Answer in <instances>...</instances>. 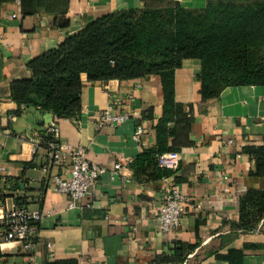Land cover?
Listing matches in <instances>:
<instances>
[{
	"label": "crops",
	"instance_id": "obj_1",
	"mask_svg": "<svg viewBox=\"0 0 264 264\" xmlns=\"http://www.w3.org/2000/svg\"><path fill=\"white\" fill-rule=\"evenodd\" d=\"M175 1L201 9L209 0ZM144 5L145 0H0V164L7 166L0 202L43 211L35 253L41 263L264 264L263 85L229 86L218 98L187 104L190 123L165 118L159 75L97 83L84 73L82 114L60 125L52 112L21 107L12 97L14 82L32 78L31 62L80 32L99 9ZM201 72L198 59L177 71ZM111 106L131 119L103 124L101 113ZM53 126L61 144L82 147L91 162L107 169L74 207L54 188L60 170H45L43 141ZM139 127L143 133L135 140ZM167 152L179 154L178 169L158 165V155ZM174 186L201 208H189L179 227L165 231L158 215ZM0 264H31V258L10 245L0 252Z\"/></svg>",
	"mask_w": 264,
	"mask_h": 264
},
{
	"label": "trees",
	"instance_id": "obj_2",
	"mask_svg": "<svg viewBox=\"0 0 264 264\" xmlns=\"http://www.w3.org/2000/svg\"><path fill=\"white\" fill-rule=\"evenodd\" d=\"M189 59L201 60L199 75L177 73ZM30 68L32 78L14 82L12 97L21 107L52 112L56 124L81 116L84 73L97 83L159 75L165 118L190 123L187 104L218 98L229 86H264V0H209L201 9L175 0L102 8Z\"/></svg>",
	"mask_w": 264,
	"mask_h": 264
},
{
	"label": "built area",
	"instance_id": "obj_3",
	"mask_svg": "<svg viewBox=\"0 0 264 264\" xmlns=\"http://www.w3.org/2000/svg\"><path fill=\"white\" fill-rule=\"evenodd\" d=\"M101 119L103 124L117 125L131 119V114L129 112L116 113L111 106L101 113ZM142 133L143 129L139 127L134 139L139 140ZM50 134L51 136L43 141L48 157L45 170L46 172L53 169L60 170L54 176V188L68 195L70 206L74 207L90 194L107 169L91 162L82 147L73 148L61 144L57 126L50 129ZM180 160L177 152L161 153L157 157L161 168L172 170L180 167ZM121 167V163L116 165L118 170ZM6 173L7 166L0 164V182L3 181ZM189 208L196 210L201 208V205L193 202L177 187H171L165 195L158 215L161 228L167 231L179 227ZM43 219L44 213L41 209H31L16 202L12 204L7 201L0 202V252H4L10 245H19V251L30 256L31 264H46L37 261L35 257L39 245V225Z\"/></svg>",
	"mask_w": 264,
	"mask_h": 264
},
{
	"label": "water",
	"instance_id": "obj_4",
	"mask_svg": "<svg viewBox=\"0 0 264 264\" xmlns=\"http://www.w3.org/2000/svg\"><path fill=\"white\" fill-rule=\"evenodd\" d=\"M47 118H48L47 121L50 122L51 119H52V115H51V113L48 114Z\"/></svg>",
	"mask_w": 264,
	"mask_h": 264
}]
</instances>
